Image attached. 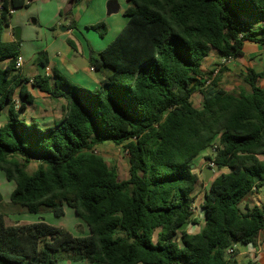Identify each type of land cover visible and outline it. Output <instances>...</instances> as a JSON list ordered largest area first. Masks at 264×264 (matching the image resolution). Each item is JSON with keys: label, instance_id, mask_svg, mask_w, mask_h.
<instances>
[{"label": "trees", "instance_id": "obj_1", "mask_svg": "<svg viewBox=\"0 0 264 264\" xmlns=\"http://www.w3.org/2000/svg\"><path fill=\"white\" fill-rule=\"evenodd\" d=\"M32 1L0 0V118L7 111L0 171L15 184L10 205L17 212L49 210L60 218L69 207L90 235L76 237L44 219L9 225L0 212V264H58L61 258L239 264L237 246L257 247L264 234V204L241 208L264 190V73L248 70L251 93L233 94L218 81L207 84L212 73L205 74L202 63L213 51L235 59L246 42L264 45V0H127L124 28L90 55V65L104 74L95 89L74 84L58 69L52 76H20L21 41L5 42L3 33L10 12ZM81 1L70 0L61 13L72 28ZM89 28L106 29L103 23ZM35 63L47 65V53ZM29 84L66 101L61 120L43 127L21 117L35 100ZM196 93L200 107L193 104ZM215 141L217 169L229 172L204 194L202 231L180 232L198 223L193 208L203 181L194 161ZM105 143L128 155L126 179L95 152ZM31 162L39 163L33 173L27 171Z\"/></svg>", "mask_w": 264, "mask_h": 264}, {"label": "crops", "instance_id": "obj_2", "mask_svg": "<svg viewBox=\"0 0 264 264\" xmlns=\"http://www.w3.org/2000/svg\"><path fill=\"white\" fill-rule=\"evenodd\" d=\"M36 1L37 0H33L30 6L27 8L17 10L19 12V16H16V19H11L10 25L5 28L3 33V40L5 42L21 41L22 49L20 51V56L24 60V65L20 70H18L20 76L30 79L38 75L52 76L53 71L55 69H58L65 77H67L71 82L76 85L88 89L98 88L100 81L104 77V74L100 71L95 70L90 65V55L91 53L98 54L103 51L107 47V45L112 42L113 38L115 39L119 32L124 28L128 21V18L126 17L127 20L123 19V21H115L113 19L110 22L106 21V25L109 27V31H107V33L109 34H106V36L100 40L96 38V36L89 35L92 36L93 41H88V34L82 32V28L86 27L89 30L88 33H92L89 27L103 22L104 15H100L98 19L99 21H97L96 16L84 19V10L81 4L86 0L79 2L73 9V18L75 19L77 25L76 28L71 27V19H64L63 17L62 19L64 20L62 22L59 21L58 24L55 23L59 16H61L63 10L68 7L70 0H43L44 4H40V2H37V5H42L41 8L44 13H42L41 15L39 9L36 15L38 21L34 22V27L28 26L27 22H25V17L28 16L27 14L29 10L23 9H29L30 7H32V4H34ZM118 4L120 8L118 13H121V15L122 13L124 14L126 9L130 6V4L128 3L126 8L122 9L120 3ZM17 11H15V15H17ZM41 16L45 19V22H43L44 28H41L40 25ZM81 22L83 23L81 24ZM54 25H59L60 30L53 32L50 31V28L55 27ZM112 25L114 26L113 36L111 35L113 33L110 32ZM16 28L19 29L16 30ZM34 33L40 34L41 42L36 53H34L35 51H32L30 55H27L24 52L23 46H25L26 44L32 45V43H34V41L31 40L32 37H35L31 36ZM78 33L80 34L81 38L76 37ZM75 38L78 44H76V42L74 41ZM69 41H71L73 45H71ZM41 52L47 53L48 64L45 66L35 63L39 53ZM222 60L223 57H221L218 51H213L207 58L204 59L202 63V71L205 74L212 73L211 78L207 81V84L215 80L218 81V86L220 88L225 89L230 93H251V88L245 83L244 79L246 78L248 70L250 69L254 70L256 73H264V46L257 43L246 42L243 48V55L241 57L233 59L228 65H222ZM259 85L261 88H264V79L259 80ZM28 90L33 95L35 100L32 105H29L27 107L25 112H29L33 106L40 105L37 100L39 96L45 98L48 97L53 101L60 100L51 98L48 94L43 93L39 91V89L31 86V84L28 85ZM34 121L37 122L36 120ZM57 121L54 120L53 124ZM209 152L210 149L203 151L200 156L195 159V166L201 165L202 158ZM208 168L203 167L202 172L197 173L202 179L203 184L195 192L196 201L194 204V218L198 221V223L192 224L187 227V231L190 234L200 233L205 225V213L202 206L204 203V194L208 189L209 184L212 183V181L220 173L229 172V170L226 168L221 169L220 171L213 169L208 170ZM3 202L4 201H2V203L0 202V207L4 206ZM21 216V213L19 214L16 212L6 215V222L9 225H23L30 223L25 221H19L21 219ZM190 227H194L195 232H190ZM252 247L253 246H237L238 254L236 255L235 259L239 262V264H242V255H245L246 253L250 255L248 262L251 261L254 264H261L258 262L257 258H254V255H259L257 254L254 248L252 249Z\"/></svg>", "mask_w": 264, "mask_h": 264}, {"label": "rangeland", "instance_id": "obj_3", "mask_svg": "<svg viewBox=\"0 0 264 264\" xmlns=\"http://www.w3.org/2000/svg\"><path fill=\"white\" fill-rule=\"evenodd\" d=\"M112 1H116L120 3L122 9H125L128 4L126 0H86L81 4L84 10V12L82 11L84 15L82 16L84 17V19L96 16L97 21H99L98 19L100 15H104V20L101 23L105 24V27H106L105 30H103V28H100L98 30L90 29L92 33H88L89 32L88 28L86 27L82 28L81 31L84 32L85 34H88L87 36L88 41H93L92 36H89V35L96 36V38L100 40V39H103L106 36V34L107 35L109 34L107 33V31H109V27L106 25L107 23L106 21L110 22L112 19L115 21L117 20L123 21V19L127 20L126 16L123 13L122 15L121 13L113 14L111 16L107 15L108 4ZM37 2H40V4H44L43 0H37L34 4H32V7H30L29 9H23V10H29L27 14L28 16L25 17V22H27V25L31 27H34V22L38 21L37 16H36L37 11L40 9V14L42 15V13H44L41 8L42 5L40 4L37 5ZM16 14L17 15H15L14 13L11 19H16V16H19L18 11L16 12ZM11 19H10V22H11ZM63 20L64 19H62V16H59V18L56 20L55 23L58 24L59 21L62 22ZM43 22H45V19L41 16V20H40L41 28H44ZM82 23L83 22H81V24ZM17 29L19 28H16V30ZM57 30L58 31L60 30L59 25L50 28V31L52 32L57 31ZM102 32L104 33L103 35H101ZM110 32L113 33L111 34L113 36L114 35L113 25L111 26ZM31 36H35L34 38L32 37L31 39L32 41H34V43H32V45L26 44L25 46H23L24 52L27 55H30L32 51H35L34 53H36L38 51L37 49L41 42V36L39 33L38 34L34 33ZM76 37L81 38L79 33L76 35ZM74 41L76 42V44H78L76 38L74 39ZM21 49H22V45H21ZM41 49H44V48H41ZM37 100H38V103L40 104L39 106H33L29 112H23V113L21 112V117L30 124H32V122L36 120L39 125L45 127L46 125L53 124L54 120L59 121L61 118H63V116L66 113L65 112L66 101L64 99L53 101L48 97L45 98V97L39 96ZM192 100H193V104L196 107H200L202 103L201 94L199 93L195 94ZM6 119H7V111H5L2 117L0 118V126L6 123ZM95 152L98 155L102 156L107 161V163L109 164L111 168H115L118 171L121 179L127 178L128 169H129L128 155L126 154V152L121 146H116L112 143H105L101 146L96 147ZM210 156H211V153L209 152L202 158L201 165L195 166L196 173L202 172L203 167H206V168L209 167L210 164L207 158ZM38 166H39V163L31 162L27 164V171L29 173H33L37 170ZM0 188H1V194L4 197V200H3L4 206L0 207V212L5 213L6 215H9L15 212L19 214L21 213L22 216H21V219L19 218L20 219L19 221H25V222H30V223L38 222L41 219H44L50 225L67 230L76 237H85V236L90 235V232L86 224L81 219H79L78 216L75 214L74 210L69 207H65V211H66L65 216L60 217V218L55 217L53 213H51L49 210H44L40 214H29L26 211L17 212L16 209L11 207L10 205V194L15 189V184L7 180L6 175L3 171H0ZM246 203L250 206L264 204V190L260 191L259 193L251 194L247 198L246 202L241 205L242 209L245 208ZM189 230L192 233L195 232L194 227H190ZM240 246H243V245H240ZM253 248L259 255V256L254 255V258H257L259 263L264 264V234L263 233H261L259 236L257 247H252V249ZM249 258H250V255L248 253H246L245 255H242L241 263L247 264ZM58 264H90V263L85 262V261L73 262V261H69L67 259L61 258L59 259Z\"/></svg>", "mask_w": 264, "mask_h": 264}, {"label": "built area", "instance_id": "obj_4", "mask_svg": "<svg viewBox=\"0 0 264 264\" xmlns=\"http://www.w3.org/2000/svg\"><path fill=\"white\" fill-rule=\"evenodd\" d=\"M10 14H14V11H11L10 12ZM264 46V45H263ZM234 58H232V57H227V58H223V60H222V62H221V64L222 65H228V64H230L231 63V61L233 60ZM23 65H24V60H23V58L21 57V56H19V58L17 59V61H16V69L17 70H20L22 67H23ZM217 146H218V141H215V143L210 147V153H211V160H209V167L211 168V169H213V170H217V166H216V164H215V162H214V155L216 154V150H217ZM193 211L195 212V207L193 208ZM234 253V249H229L228 250V252H227V254L228 255H232Z\"/></svg>", "mask_w": 264, "mask_h": 264}, {"label": "water", "instance_id": "obj_5", "mask_svg": "<svg viewBox=\"0 0 264 264\" xmlns=\"http://www.w3.org/2000/svg\"><path fill=\"white\" fill-rule=\"evenodd\" d=\"M120 8H119V4L116 1H112L108 4L107 7V15L111 16L113 14H117L119 12ZM208 170H212L210 167L208 168ZM187 228V224L183 225L179 230L180 232L185 230Z\"/></svg>", "mask_w": 264, "mask_h": 264}]
</instances>
